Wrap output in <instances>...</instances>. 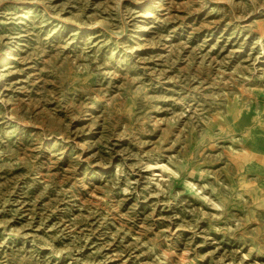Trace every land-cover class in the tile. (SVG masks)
Wrapping results in <instances>:
<instances>
[{
	"label": "rangeland",
	"instance_id": "obj_1",
	"mask_svg": "<svg viewBox=\"0 0 264 264\" xmlns=\"http://www.w3.org/2000/svg\"><path fill=\"white\" fill-rule=\"evenodd\" d=\"M0 264H264V0H0Z\"/></svg>",
	"mask_w": 264,
	"mask_h": 264
},
{
	"label": "bare ground",
	"instance_id": "obj_2",
	"mask_svg": "<svg viewBox=\"0 0 264 264\" xmlns=\"http://www.w3.org/2000/svg\"><path fill=\"white\" fill-rule=\"evenodd\" d=\"M159 258V257H158ZM161 259V258H160ZM164 260V259H163Z\"/></svg>",
	"mask_w": 264,
	"mask_h": 264
}]
</instances>
